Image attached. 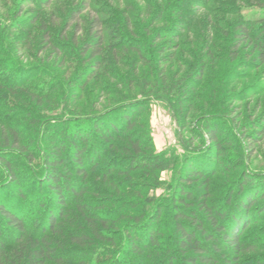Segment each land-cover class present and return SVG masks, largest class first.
<instances>
[{
  "label": "trees",
  "instance_id": "trees-1",
  "mask_svg": "<svg viewBox=\"0 0 264 264\" xmlns=\"http://www.w3.org/2000/svg\"><path fill=\"white\" fill-rule=\"evenodd\" d=\"M218 1L0 0L7 21L28 14L16 26H0L9 31L6 37L10 29L19 31L12 44L26 43L23 37H28L27 49L40 44L41 61L53 54L67 67L64 75L73 77H58L40 94L30 91V99L59 109L65 101L57 103L54 91L65 97L66 89L85 90L81 104L70 94L65 107L68 115L82 114L45 117L43 126H54V132L49 137L46 131L38 146L41 112H26L11 102L0 106L7 115L0 119V264H245V254L256 250L245 232L264 216V175L242 170L225 181L223 200H213L210 181L228 135L218 124L225 116L214 109L215 99L206 98L207 113L199 125L200 138L211 143L207 147L192 149L188 142L181 157L175 150L172 156L158 152L149 133H140L151 96L172 103L178 120L190 115L185 106L210 76L204 59L214 57V37L224 36L229 61L241 64L248 58L243 67H263L264 14L248 18L244 12L264 9V0H229L221 10ZM0 47L3 51L4 44ZM183 54L196 65L185 64ZM98 69L102 71L96 74ZM17 71L8 77L10 84L0 74V87L6 84L14 95L28 89L40 68ZM94 74L114 79L120 89L90 84ZM100 92L112 97L108 105L118 104L102 112L84 104ZM139 95L145 96L137 99ZM245 99L248 103L251 97ZM25 115L26 124L18 130L12 120ZM227 123L232 130L229 118ZM231 133L251 148L248 136ZM119 153L127 164L115 169L112 159ZM180 158L183 165L175 166L173 160ZM163 170L175 175V184L162 189L172 191L164 200L139 202L134 196L142 198L151 182H122L145 179L139 172L159 175Z\"/></svg>",
  "mask_w": 264,
  "mask_h": 264
},
{
  "label": "rangeland",
  "instance_id": "rangeland-1",
  "mask_svg": "<svg viewBox=\"0 0 264 264\" xmlns=\"http://www.w3.org/2000/svg\"><path fill=\"white\" fill-rule=\"evenodd\" d=\"M228 2L229 0H219L216 7L221 10L227 4H229ZM238 6L241 5L238 4ZM261 13L264 14V9L253 8L246 9L244 15L248 18H258ZM0 16V26L9 27L10 22L16 26L18 25L19 21L25 20L28 17V14L22 13L17 19L12 18L10 21H7L4 19V9L0 8ZM10 30L12 32L11 35H9L10 37H6V34H9V31L0 28V46L3 47L4 44L3 51H1L2 48L0 47V63L2 62L0 66L3 69V71H0L2 72L0 74H3L5 78L7 77V82L5 83L10 84L8 77L18 72L17 69L19 67L32 68L33 66H37L40 68V71L33 73V76L26 84L28 89L20 88L21 90L17 91V95L11 94L7 89H5L8 88L7 85L2 84L4 87H0V106H5V104L11 102L14 103L11 105L18 107L20 110H24L26 112H41L43 122L36 134V142L38 146L40 140L43 142L46 131H48L47 133L49 134V137L54 132L52 131L54 126H49L48 129H46L47 126H43V124L46 122L45 117L50 116L53 113H59V115L55 117L64 116L65 118L68 116L82 114L78 111H75L74 114L68 115L66 113L69 112H66L65 107L68 103L67 97H69L70 94L71 100L73 102L81 104L82 99L80 96L85 90H81L80 88L75 89L76 87L71 90L66 89L65 97L60 96L59 92L54 91L51 96L57 99V103L62 104L65 101L63 104L64 107L59 109H56V106L53 105V103H48V105L44 104V100L41 99L31 100L29 96L30 91H35V93L40 94V92H43L46 90V88L56 83L59 78L66 76V80L68 81L73 77L70 75H64V71L67 69V67L61 65V58L58 59L54 57L53 54H48L49 58L47 61L42 62L41 58L39 57H41L42 52H40V50L43 47H41L40 44H38V47H36L37 49H27V43H29L28 37H23L25 38L26 43L21 45H13L12 42H16L15 40L20 33L14 29ZM35 33L36 30H33V34ZM223 37L224 36H220L217 39L215 37L213 38V43L215 42L214 44H216L218 48H212L214 53L213 59H204L207 72L210 74V76L204 79V87L198 91L195 96L196 99H192L190 106H185L186 109L188 108L187 113L190 115H187L182 120H178V116L174 111L171 102L170 105H167L166 102L158 101L155 97L151 96L149 97L151 99L149 110L144 114V124H146V128L143 130L139 129L142 135L146 133L150 134V139L153 140L158 152L166 151L171 155L175 150L176 155L181 157L188 148L186 145L188 142V146H190L192 149H202L207 147V145L209 146L211 143L209 140L205 143L204 141L206 138L201 139L198 132L201 118L207 113L204 112L205 110H203V107L206 106V98L208 95L211 98H214L216 101L214 109H217V111L219 110L218 113L225 116L221 118L218 124L219 126H225V128L228 130V135H226V138H223L221 141V150H223V155L219 157L221 154L220 151L217 156V165L215 168V173L217 174H215V176H213L210 181L214 201L223 200L226 191L225 181L230 182L233 177L240 176L243 174L242 170H246V172L248 171V173H254L256 175H264V65L263 67H259L256 70L255 68L251 69L250 67H243V62H247L246 60H248V58L241 59V64L229 61L228 55L226 53L227 49H225L227 48V45L225 42L223 43V41H225ZM5 48H8V53L4 51ZM184 48L191 52V54L194 52L193 48L189 45H184ZM178 53L179 55H182L180 50ZM182 60L185 62V64L190 62V64H192L191 67L196 65L185 54H183ZM73 62L74 61H71V63ZM248 62L251 63L252 61L249 59ZM101 71L102 69L97 71L96 74H99ZM109 72L113 74L112 69H110ZM185 72L189 71L186 69ZM96 74H94L93 77L89 79L90 84L102 83L108 85L112 89H120V87H117V82L114 79L104 76L97 77ZM5 78L2 79L5 80ZM228 85L230 86L227 87ZM65 86L67 87L66 83ZM205 86H209L208 89ZM51 87H53V85ZM231 87H234V92H228ZM102 94L104 93L100 92L98 96L94 97V101L92 103L87 100L83 102L86 106L92 105L96 112H102L118 104L119 101L115 104L108 105V100H110V98L112 99V97L104 96ZM144 96L145 95H139L137 99H140ZM246 97H251V100L248 101V103L245 99ZM70 108L72 109V106ZM0 114V119H7V115L4 110L0 109ZM25 117L26 115L24 117L12 120L16 126L20 125L18 130H22L24 128V125L26 124ZM28 118L30 119L31 115H28ZM228 118L232 124V130L228 129ZM255 126H260L261 128H256ZM42 129H44V132ZM258 129L261 131L262 135L261 133H257L255 131ZM231 131L234 133L236 132L237 134L239 131V134L248 136L252 142L251 148L245 145L243 140L240 141V136H233ZM139 137H141V135ZM41 143H39V145ZM212 150H216L214 145H212ZM41 159L42 156H38L35 163L38 164V161H41ZM125 160H127L125 155H121L120 153L115 155V157L112 159L114 168L117 169L125 166V164H127ZM219 161L221 162L220 164H218ZM172 163L178 167L183 165L181 158L180 160H173ZM176 168L177 167H174L175 170ZM24 173H26V171ZM26 174L28 175V173ZM137 175H142L145 177V179H126L122 182L125 184L135 183L137 185H141L143 182H151L150 184L147 183L148 186L146 185V188H144L143 193L145 195L142 198L134 196V198H137L136 200L139 202L140 200L141 202H151V199L154 197L162 199V197L165 198L166 196L171 195V190L165 192L162 189H169L167 185L175 184V175L173 172L163 170L161 173H159V175H150L143 172H139ZM153 178L155 179V183L154 181H151ZM29 186L30 185H27L26 188H29ZM121 190L125 192L128 191V189L123 187ZM128 193H130V191H128ZM132 198L133 195L130 194V198L128 200H132ZM261 206H263L262 208L264 209V202L260 203V207ZM125 222L128 221H122V223ZM249 230L250 231L245 232V235L248 234L246 241L252 242V244L255 246L253 248H256V250L245 254L243 258L244 263L264 264V216L260 218L259 221L252 227H250ZM49 264L55 263L51 262ZM68 264L74 263L70 262Z\"/></svg>",
  "mask_w": 264,
  "mask_h": 264
}]
</instances>
